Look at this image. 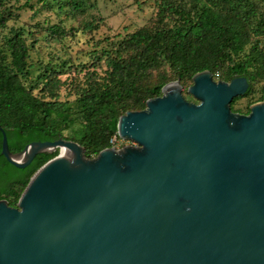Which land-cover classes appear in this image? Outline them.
<instances>
[{
    "label": "water",
    "instance_id": "1",
    "mask_svg": "<svg viewBox=\"0 0 264 264\" xmlns=\"http://www.w3.org/2000/svg\"><path fill=\"white\" fill-rule=\"evenodd\" d=\"M243 76L196 72L181 94L165 83L116 134L135 145L91 158L72 140L31 141L0 154L29 177L15 206L0 199V264H264V99L229 103Z\"/></svg>",
    "mask_w": 264,
    "mask_h": 264
},
{
    "label": "trees",
    "instance_id": "2",
    "mask_svg": "<svg viewBox=\"0 0 264 264\" xmlns=\"http://www.w3.org/2000/svg\"><path fill=\"white\" fill-rule=\"evenodd\" d=\"M257 3L264 5V0H222L217 6L203 0H155L149 24L123 36L111 52L102 50L104 68L100 72L87 70L81 78L73 75L66 82L44 66L37 95L32 93L34 87L20 80L30 67L26 60L36 41L33 32L25 31L32 36L27 43L23 28L9 27L0 45V128L8 150L17 152L31 141L62 138L76 142L83 148L84 157L91 158L113 145L110 139L118 137L117 119L125 111L143 109L147 99L161 94L167 81L191 82L192 75L202 70H208L216 80L246 78V91L229 103L231 111L241 113L233 107L235 100L250 95L256 83L264 82V12ZM71 6L80 10L77 2ZM8 16L9 11L1 4L0 27ZM166 20H172L171 26ZM96 28L93 21L81 25L82 31ZM44 30L58 33L55 25ZM164 62L168 76L149 84L148 78ZM63 86L74 95L72 100H59ZM262 99L264 84L258 93V100ZM250 103L242 114L249 111ZM37 114L40 119L35 122ZM59 114L72 116L74 121L68 124L58 118ZM56 153L57 149L38 153L24 168L12 166L0 154V199L15 206L32 173Z\"/></svg>",
    "mask_w": 264,
    "mask_h": 264
},
{
    "label": "rangeland",
    "instance_id": "3",
    "mask_svg": "<svg viewBox=\"0 0 264 264\" xmlns=\"http://www.w3.org/2000/svg\"><path fill=\"white\" fill-rule=\"evenodd\" d=\"M155 0H0L9 11L8 19L0 27V45L2 35L9 27H21L24 30L25 41L30 42L32 36L26 35L25 31L33 32L35 43L29 49L27 63L30 67L25 74L20 75V80L25 86H32V93L38 94V87L42 81L44 66L52 69L61 80H67L73 75L81 78L85 71L94 70L100 72L103 68V49L110 52L114 50L123 36L131 33L143 25L149 24V18L155 12ZM206 4L217 6L222 0H203ZM71 2H77L80 10L72 9ZM259 10L264 12V5L257 3ZM85 21L97 23V28L89 32L82 31L81 25ZM171 26L172 20H166ZM55 25L57 34L48 33L46 26ZM5 59L8 54L3 50ZM169 71L166 62L161 69L152 73L148 78L149 84L158 78L168 76ZM175 80V79H174ZM173 81L169 80L166 83ZM190 81L185 80L181 85V94L185 98H192L186 92ZM264 82L254 85L252 93L235 100L233 107L239 108L245 113L248 103L258 100L259 87ZM187 93V94H186ZM73 94H69L67 87L59 90V100H72ZM58 118L66 123H72L74 117L67 114H59ZM40 119L36 115L35 122ZM74 123V122H73ZM66 134V131H63ZM110 142L115 149L123 146L135 145L131 140L111 137Z\"/></svg>",
    "mask_w": 264,
    "mask_h": 264
},
{
    "label": "built area",
    "instance_id": "4",
    "mask_svg": "<svg viewBox=\"0 0 264 264\" xmlns=\"http://www.w3.org/2000/svg\"><path fill=\"white\" fill-rule=\"evenodd\" d=\"M214 79V78H213Z\"/></svg>",
    "mask_w": 264,
    "mask_h": 264
}]
</instances>
